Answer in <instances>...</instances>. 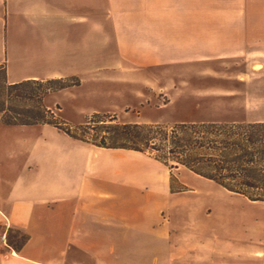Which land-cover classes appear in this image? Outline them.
<instances>
[{
    "label": "crops",
    "instance_id": "obj_1",
    "mask_svg": "<svg viewBox=\"0 0 264 264\" xmlns=\"http://www.w3.org/2000/svg\"><path fill=\"white\" fill-rule=\"evenodd\" d=\"M219 1L231 0H0V65L9 83L78 77L71 100L91 95V83L94 95H109L115 83L139 82L121 69L241 52ZM124 159L156 168L137 151L100 147L47 123L5 125L0 117V264H173L169 232L150 220L154 184L169 194V179L124 173ZM17 231L27 236L21 245Z\"/></svg>",
    "mask_w": 264,
    "mask_h": 264
},
{
    "label": "rangeland",
    "instance_id": "obj_2",
    "mask_svg": "<svg viewBox=\"0 0 264 264\" xmlns=\"http://www.w3.org/2000/svg\"><path fill=\"white\" fill-rule=\"evenodd\" d=\"M217 5L220 15L229 11L226 20L236 30L237 48H242L233 56L139 70L121 69L123 74H139V82L115 83L116 89L104 96L94 95L95 84L91 83L87 89L91 95L77 100L78 96L72 100L70 97L77 94L75 89L81 81L67 77V81L52 84V90L46 94L45 86L29 87L26 94H41L32 100H19L12 94L11 106L20 110L46 108L49 119L95 142L108 135L106 125L158 124L170 132L180 124L263 121L264 0L219 1ZM217 20L223 25L221 17ZM66 83L71 86L59 89ZM136 86L138 92L132 89ZM64 89L70 92L64 94L60 104H55L54 95ZM136 94L139 98H135ZM96 113L99 118H93ZM142 146L144 152L139 153L156 163L154 172L141 160H120L119 166L124 173L133 170L165 173L168 177L169 194H158L161 183L154 184L157 193L150 220L162 223L169 232L173 264H264V202L231 193L174 161L166 165L163 158L170 155L167 147L153 150ZM200 166L208 169L206 165ZM136 189L141 197L148 196L142 186ZM14 235L20 244L23 234L17 231ZM259 252L261 256H257Z\"/></svg>",
    "mask_w": 264,
    "mask_h": 264
},
{
    "label": "trees",
    "instance_id": "obj_3",
    "mask_svg": "<svg viewBox=\"0 0 264 264\" xmlns=\"http://www.w3.org/2000/svg\"><path fill=\"white\" fill-rule=\"evenodd\" d=\"M57 81L63 82L67 79L25 80L9 83L7 70L4 65H0L1 123L5 125L47 123L75 139L105 148L144 152L143 144L153 150L167 147V154L170 155L163 158L166 165L168 161H174L214 181L231 193L251 201L264 202V120L239 121L225 125L180 124L170 132L158 124L106 125L104 128L109 130L108 135L102 136L99 142H95L76 133L69 126L64 127L63 124L49 119V110L46 108L33 110L28 107V109L20 110L11 106L12 94L19 100H32L41 94L32 92L27 95L26 89L33 85L45 86L44 94H46L52 90V84ZM70 86L71 84L66 83L59 89ZM99 117L98 113L93 115V118ZM200 164L206 165L208 169H202ZM22 238L20 245L26 241L27 236L23 234Z\"/></svg>",
    "mask_w": 264,
    "mask_h": 264
},
{
    "label": "built area",
    "instance_id": "obj_4",
    "mask_svg": "<svg viewBox=\"0 0 264 264\" xmlns=\"http://www.w3.org/2000/svg\"><path fill=\"white\" fill-rule=\"evenodd\" d=\"M3 239H5V236H3Z\"/></svg>",
    "mask_w": 264,
    "mask_h": 264
}]
</instances>
